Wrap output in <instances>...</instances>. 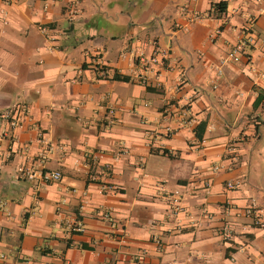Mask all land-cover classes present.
I'll list each match as a JSON object with an SVG mask.
<instances>
[{"label":"crops","instance_id":"1","mask_svg":"<svg viewBox=\"0 0 264 264\" xmlns=\"http://www.w3.org/2000/svg\"><path fill=\"white\" fill-rule=\"evenodd\" d=\"M215 1L0 0V264H264V0Z\"/></svg>","mask_w":264,"mask_h":264},{"label":"built area","instance_id":"2","mask_svg":"<svg viewBox=\"0 0 264 264\" xmlns=\"http://www.w3.org/2000/svg\"><path fill=\"white\" fill-rule=\"evenodd\" d=\"M252 40V36L250 33H245L243 36L239 37L235 44L230 48L226 55L227 60L234 61L238 58V55L245 44V42H250ZM141 63H145L147 61V58L140 55L138 57ZM151 60H154V56L150 58ZM97 73L99 75H104V69L100 65L97 67ZM12 107H7L4 110L0 111V123L2 124L1 127V133L3 134H10L12 130L17 127L19 117L21 115V112H24L26 109L25 104L19 103L14 106V109H11ZM14 110V111H13ZM105 121L107 124H111L114 121V109L112 107H108L106 109L105 113ZM42 154V153H41ZM39 153V158H42L43 155ZM95 156V155H93ZM219 165L215 164L212 166V169H217ZM16 175L17 177L26 179V180H38L39 182H45L49 180H57L60 177V173L57 170H45L43 168H31L28 165L20 164L16 168ZM237 181H231L228 180L226 182L227 188H235L237 186ZM204 189H207L208 182H204ZM241 213L245 216H250L253 223L257 225L263 224V214L261 211V208L256 205L255 202L249 201L246 206L242 209ZM105 218L110 217V213L108 211H103L101 213ZM65 225L70 231H76L80 232L83 230L82 224L79 222V220L75 217H70L65 219ZM231 228L228 225H223L221 229V234L224 237H228L231 234Z\"/></svg>","mask_w":264,"mask_h":264},{"label":"trees","instance_id":"3","mask_svg":"<svg viewBox=\"0 0 264 264\" xmlns=\"http://www.w3.org/2000/svg\"><path fill=\"white\" fill-rule=\"evenodd\" d=\"M211 7H212L213 12L216 16H221L222 13L224 12V9H225V2L223 0L211 2ZM111 78L112 79H118V80H124V81H127L130 79V77L128 75L118 74V73H113L111 75Z\"/></svg>","mask_w":264,"mask_h":264}]
</instances>
